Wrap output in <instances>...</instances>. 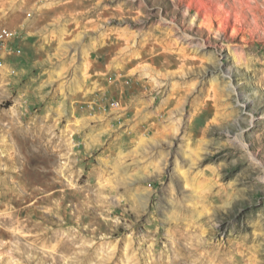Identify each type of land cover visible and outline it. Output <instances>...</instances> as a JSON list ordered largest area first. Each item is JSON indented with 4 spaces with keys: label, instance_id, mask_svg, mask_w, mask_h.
Segmentation results:
<instances>
[{
    "label": "rangeland",
    "instance_id": "1",
    "mask_svg": "<svg viewBox=\"0 0 264 264\" xmlns=\"http://www.w3.org/2000/svg\"><path fill=\"white\" fill-rule=\"evenodd\" d=\"M0 25V264H264V0H0Z\"/></svg>",
    "mask_w": 264,
    "mask_h": 264
},
{
    "label": "built area",
    "instance_id": "2",
    "mask_svg": "<svg viewBox=\"0 0 264 264\" xmlns=\"http://www.w3.org/2000/svg\"><path fill=\"white\" fill-rule=\"evenodd\" d=\"M13 39H14L13 31L8 29L7 27L0 25V44L4 45L6 48L9 49L14 41ZM114 105H118V102H113L112 106Z\"/></svg>",
    "mask_w": 264,
    "mask_h": 264
}]
</instances>
